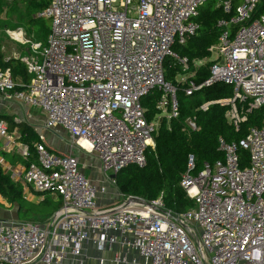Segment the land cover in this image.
Instances as JSON below:
<instances>
[{
  "label": "built area",
  "instance_id": "2783aa9c",
  "mask_svg": "<svg viewBox=\"0 0 264 264\" xmlns=\"http://www.w3.org/2000/svg\"><path fill=\"white\" fill-rule=\"evenodd\" d=\"M208 1L52 0L37 14L51 21L46 44L34 43L23 29L9 32L28 47L23 62L31 78L16 84L9 70H0V97L42 111L46 130L62 129L76 148L97 156L104 179L98 187L77 157L51 152L43 139L36 143L25 185L57 198L61 208L44 222H0V264H84L85 244L99 253L114 251L112 264H264V127L250 128L239 143L221 138L224 161L205 164L197 176L189 157L181 186L194 207L186 213L167 210L162 197L119 195L112 178L130 166L145 168L162 119L180 117L179 89L167 81L165 64L190 73L189 60L174 48L198 34L195 18ZM262 3L219 0L218 9L230 18L218 22L224 33L209 50L219 55L211 60L209 78L198 86L191 73L177 82L186 85L187 96L217 84L232 86L234 97L216 103L230 106L227 118L237 131L247 113L264 107ZM202 61L194 67L204 66ZM156 90L162 92L159 114L149 120L143 100ZM186 125L197 129L194 119ZM0 136H9L3 122ZM241 148L249 154L246 166ZM22 156L31 159L28 148ZM110 190L116 206L99 208V195ZM98 264L107 260L101 257Z\"/></svg>",
  "mask_w": 264,
  "mask_h": 264
},
{
  "label": "trees",
  "instance_id": "16d2710c",
  "mask_svg": "<svg viewBox=\"0 0 264 264\" xmlns=\"http://www.w3.org/2000/svg\"><path fill=\"white\" fill-rule=\"evenodd\" d=\"M52 0L42 4L40 10L46 9ZM195 21L199 25L198 34L191 38L185 46H175L174 50L181 57L189 60L190 73H195L193 82L202 85L210 76L213 61L200 68H194V62L211 59L210 48L219 43L224 29L218 27V22L229 19L221 9L215 11L202 10ZM264 11V0L262 3ZM38 20H45L37 18ZM51 30V28H50ZM48 30L47 34L49 35ZM48 35H44L46 44ZM167 81L178 87L177 99L180 106V117L170 120L162 119L155 134V148L147 151V166L140 169L130 166L117 176V188L124 197H133L146 201H156L163 198L166 209L174 214H183L194 207L191 200L181 186L182 178L188 171L189 157L195 159L196 169L192 172L198 175L205 164L214 165L218 161H224V155L219 151V140L225 139L229 143H239L247 138L250 128L264 127V107L247 113V121L243 122L237 131L228 121L227 112L229 105H221L216 102L229 100L234 97L232 86L217 84L212 87L202 88L192 96H187L184 88L176 81L178 75L184 74L182 69L173 62L165 64ZM0 70L11 72L16 84L26 85L30 82V75L26 64L19 59L7 60L2 52L0 43ZM20 81V82H19ZM18 90L23 87L17 86ZM162 96V92L156 90L143 100L149 120H154L159 114L156 105ZM211 104L206 110L204 104ZM194 119L197 129L192 131L187 128L186 121ZM0 122L7 125V131L20 133L19 142L27 147L31 153L28 163L36 160L35 144L42 139L33 126L25 122H16L9 115L0 114ZM1 146V143H0ZM1 155L5 153L0 151ZM242 166L248 165L249 154L244 149L239 150ZM27 164V163H26ZM0 196L17 208L20 221L44 222L51 218L61 208L60 200H55L49 195L40 203H33L25 199L24 186L20 182H14L0 166Z\"/></svg>",
  "mask_w": 264,
  "mask_h": 264
},
{
  "label": "crops",
  "instance_id": "0c3cea01",
  "mask_svg": "<svg viewBox=\"0 0 264 264\" xmlns=\"http://www.w3.org/2000/svg\"><path fill=\"white\" fill-rule=\"evenodd\" d=\"M18 44H16L17 46L15 47V48L17 47L19 48L18 52L16 51L14 46H11L12 49L9 48L11 49L10 54L8 52H5L6 48L2 45V52L4 54L5 53L9 54L8 58L6 57L7 60L19 59L23 61V58L29 56L28 48H26L25 50L22 44L20 43ZM37 111L41 113L44 119L42 121L44 125L46 121V116L43 114L42 111L38 109H30L28 107L21 105L20 103L7 102L0 97V114L9 115L12 117L18 115L19 117H21L23 115V112H25L27 117L31 118L32 120L33 119L37 120L38 118L36 116H32V114L34 115V113H38ZM36 120L34 122H36ZM16 122H19V120H16ZM53 131H57V129L52 130L50 135L44 137L41 136V134H39L41 139L46 141L45 144L47 148L55 154H59V155L69 154V155L77 156L79 150L78 148L75 147L73 139L60 128H58L59 132L57 133ZM19 139H20V133L18 131L9 133V136L6 138H2L0 136V143H1L0 151L5 153V155L0 154V166L4 170V172L11 177V179L14 182H20L23 184L24 195L26 200L33 202V199L37 197L38 199L40 198L41 200L40 202H42L45 199V197H41V195L35 194L25 185L24 175L29 163L27 160L23 158L22 152L23 150L27 149V147L22 145L19 142ZM88 156L89 155L84 154L82 163L80 162L82 164L81 167L83 171L86 172V175L98 187H101L103 185L104 176L101 170L100 162L95 154H93V157H88ZM53 198L55 200H58L55 197ZM116 204H117V200L114 190H110L109 194L99 195V204H98L99 208L101 209L111 208V207H115ZM12 219L19 220L17 214V208L12 207L11 204H9L0 196V222L6 220H12ZM83 255H84V259H83L84 264H98V259L101 257L107 260V264H112L111 260L114 257V251L99 253L96 251V249L92 244H85ZM65 264H71V261H68Z\"/></svg>",
  "mask_w": 264,
  "mask_h": 264
},
{
  "label": "rangeland",
  "instance_id": "374dc122",
  "mask_svg": "<svg viewBox=\"0 0 264 264\" xmlns=\"http://www.w3.org/2000/svg\"><path fill=\"white\" fill-rule=\"evenodd\" d=\"M45 1L47 0H0V43L6 48L5 52H8L10 54V50L12 49L11 46H14V48L17 46L16 44L18 43L11 40L9 36V32H16L19 29H23L27 38L31 39L34 43H41V41L42 42L45 41L46 37L44 35H48L47 32L48 30L50 31L51 21L50 20L41 21L37 19L38 18L37 14H39V12L42 11L40 10V8ZM218 3L219 0H209L204 4V8L202 10H209L213 12L217 9ZM23 48L26 50V48L28 47L23 46ZM15 49L18 52L19 48L17 47ZM9 54L5 53V57L8 58ZM218 56H219L218 52L215 51L212 54L211 59L202 61V64L204 65L210 62L211 60L217 58ZM191 76H192L191 73L178 75L176 81L184 82V80H187ZM204 105L202 107H204ZM32 116H36L38 118L37 120L35 119L36 122H34L35 121L34 119L32 120L31 118L27 117L25 112H23V115L21 117H19L18 115L13 117L16 120H19V122H25L33 126L36 132H38V134H41V136L43 137L50 135L52 131H48L44 128V125L42 123L44 119L41 113L40 112L34 113V115L32 114ZM53 132L57 133L59 131L57 129V131H53ZM43 141L46 142L45 140ZM78 150L79 153L75 157H77L81 163L84 154L89 155L88 157H93V154H86L81 149ZM118 193L119 195H122L119 192V190ZM40 201H41L40 198L38 199L37 197L33 199V202L35 203H40ZM119 202L120 201H118V203Z\"/></svg>",
  "mask_w": 264,
  "mask_h": 264
},
{
  "label": "water",
  "instance_id": "95a60500",
  "mask_svg": "<svg viewBox=\"0 0 264 264\" xmlns=\"http://www.w3.org/2000/svg\"><path fill=\"white\" fill-rule=\"evenodd\" d=\"M112 178H113V179H116V178H117V176H116V175H113V176H112Z\"/></svg>",
  "mask_w": 264,
  "mask_h": 264
},
{
  "label": "bare ground",
  "instance_id": "6f19581e",
  "mask_svg": "<svg viewBox=\"0 0 264 264\" xmlns=\"http://www.w3.org/2000/svg\"><path fill=\"white\" fill-rule=\"evenodd\" d=\"M85 146L89 149V147L87 145H85Z\"/></svg>",
  "mask_w": 264,
  "mask_h": 264
}]
</instances>
